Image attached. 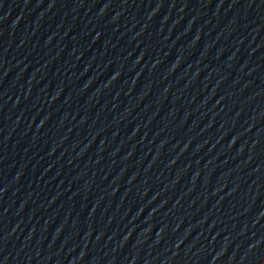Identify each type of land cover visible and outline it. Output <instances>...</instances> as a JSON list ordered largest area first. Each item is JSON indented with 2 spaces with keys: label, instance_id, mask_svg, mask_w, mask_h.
<instances>
[{
  "label": "water",
  "instance_id": "95a60500",
  "mask_svg": "<svg viewBox=\"0 0 264 264\" xmlns=\"http://www.w3.org/2000/svg\"><path fill=\"white\" fill-rule=\"evenodd\" d=\"M0 264H264V0H0Z\"/></svg>",
  "mask_w": 264,
  "mask_h": 264
}]
</instances>
